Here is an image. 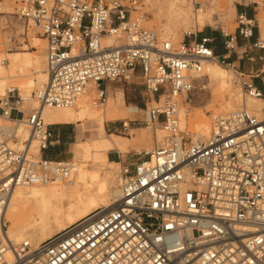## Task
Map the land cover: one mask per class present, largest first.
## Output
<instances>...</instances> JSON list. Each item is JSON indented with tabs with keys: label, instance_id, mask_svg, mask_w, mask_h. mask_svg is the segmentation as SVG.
<instances>
[{
	"label": "built area",
	"instance_id": "obj_1",
	"mask_svg": "<svg viewBox=\"0 0 264 264\" xmlns=\"http://www.w3.org/2000/svg\"><path fill=\"white\" fill-rule=\"evenodd\" d=\"M139 1L18 0L13 16L22 35L45 41L48 79L37 109L24 108L18 90L0 98V114L10 127L29 130L20 139L0 125V264H264V117L244 108L213 114L203 138L182 128L178 116L179 99L192 101L204 88V64L213 60L237 73L246 97L264 99V58L263 69L247 80L218 53L221 45L225 53L238 54L239 39L248 49L264 50L260 4L235 0L236 31L222 29L221 41L199 31L175 44L160 41L133 18ZM178 1L199 14L215 0ZM132 79L141 81L149 99L146 124L163 129L164 143L121 167V196L111 205L37 246L14 243L4 211L15 188L66 179L75 170L71 162L45 155L54 143L41 108L75 107L92 85L93 103L102 107L109 83ZM15 111L19 118L12 117Z\"/></svg>",
	"mask_w": 264,
	"mask_h": 264
},
{
	"label": "bare ground",
	"instance_id": "obj_2",
	"mask_svg": "<svg viewBox=\"0 0 264 264\" xmlns=\"http://www.w3.org/2000/svg\"><path fill=\"white\" fill-rule=\"evenodd\" d=\"M166 1L169 17H179L187 22L193 21L197 29L207 24H217L215 13L226 9V5L215 0L202 13L192 14L191 9L178 0ZM255 1L260 4L259 11L264 10L263 0ZM138 4L136 10L133 11L134 13L138 10ZM231 7L234 9L235 4ZM0 13L14 14V12L6 11H0ZM257 18L260 23L261 37L264 38V12H258ZM138 20L141 22L140 18ZM192 32L194 31H187L186 34H193ZM175 36L176 33L174 32L170 35L166 33L163 38L177 44L174 41ZM33 42V51L25 47L22 51L12 53L7 50L0 51V98H4L12 90H18L24 99L23 107L31 108L29 101H33L32 107L37 109L40 105L36 97L47 82L48 72L46 56L39 53L40 49L44 48L42 43L45 41L35 36ZM106 43L109 44L110 41ZM13 44L15 43L13 42ZM204 74L209 77L211 85L215 88L213 99L204 106L195 108L194 112L190 114L184 107L178 109L182 128L188 123L189 126H192H190L192 131L203 138H208L211 132V121L208 116L210 109L222 113L244 108L261 118L264 117V99L246 97L242 87L239 88L234 85V73L224 68L221 62L218 60L206 62ZM38 86L40 88L34 95L33 93ZM90 97L91 95L87 93L75 107L71 108H41L42 119L46 125L48 123L44 111L49 109H55L50 118L54 122H80L89 119L96 120L99 124L96 133L94 132L92 137L88 139V145L78 144L71 150L74 160L69 162L74 165L75 170L68 178H56L48 183H34L15 188L4 211L5 223H10L8 234L14 243L29 241L33 246H37L68 226L87 217L96 209L111 205L121 196L119 183L121 181V162L119 159L110 160L109 153L129 152L137 143L141 149L150 151L156 143L152 140L151 132L148 129L143 133L140 132L141 130H131L132 134H136L132 138L116 134L108 136L105 131L106 120L133 117V113L123 100H119L117 106L111 111L113 104L108 108L105 107V109L96 107L93 102V104L90 103L92 101ZM216 101H218L217 104L214 103ZM4 119L11 123L9 119L0 114V122ZM0 125L6 131L11 128V132H14L20 139H26L29 136V130L23 125L14 127V129L9 125ZM155 129L159 134L158 137L162 140L164 137L163 129L157 126ZM161 132L162 134H160ZM36 144V142L31 143V153L38 159L40 158V151L39 147L34 149Z\"/></svg>",
	"mask_w": 264,
	"mask_h": 264
},
{
	"label": "rangeland",
	"instance_id": "obj_3",
	"mask_svg": "<svg viewBox=\"0 0 264 264\" xmlns=\"http://www.w3.org/2000/svg\"><path fill=\"white\" fill-rule=\"evenodd\" d=\"M221 3H223L224 5H226V9L224 11H219L215 13V22L217 24L215 25H210L207 24L206 26H201L199 27V29H197L194 26L193 21H184L181 20V18L177 17V18H172L169 17L168 14V3L166 0H140L139 4H138V10L136 11V13H133V18L135 19H141L142 25L144 27H146L147 29L153 30L157 33L158 38L160 39V41H165L166 38H163V35H165L167 33V35H170L171 33H176V38L174 39V41L179 44L180 42H182V40L184 39L186 32L187 31H194L192 33H197L199 31H201L203 34H207V35H213L215 37H218V39L221 41V30L223 29L226 32L232 33L234 34L237 28V22H236V9L234 7V9L231 7L235 0H219ZM18 0H0V11H6V12H14L15 8H17V3ZM219 2V3H220ZM264 12L263 9H261L259 12L261 13ZM143 17V18H142ZM7 25V26H6ZM11 29H9L10 27ZM5 29V30H3ZM15 33H12V30ZM2 30V31H1ZM23 33V26L20 22H18L16 19H13V15L8 14V13H0V51L2 50H7L8 52H18V51H22L23 48H27L30 51H33L34 49L32 48L34 46V42H33V38L35 37V35L29 37L28 39L25 38V36L22 35ZM12 34H14L12 36ZM202 34H199V36H201ZM11 36V37H10ZM14 37V38H13ZM38 37V36H37ZM10 39H12V42L10 41ZM10 41V42H8ZM13 42L15 44H13ZM9 44V45H8ZM42 46H44V48H42V50L40 49L39 53L43 54L45 56V43H42ZM12 47V49L10 48ZM252 51L257 52L256 48H251ZM37 51V50H36ZM222 48L221 45L218 48V52H221ZM243 50H241L240 48L238 49L239 53H242ZM248 51H251L250 49ZM224 68L231 70L233 74V81H234V85L241 88V84L240 81L237 77V73L226 67L225 65H222ZM202 86H204V88H202V90L198 91L195 93L194 98L192 99V101H187L184 102L183 100L179 99L178 101V106L179 109L184 107L187 111L188 114L193 113L195 108H198L200 106H204L205 104L209 103L212 99H213V91H215V88L211 85V82L209 80V77L206 76L202 79ZM240 84V85H239ZM239 85V86H238ZM40 86H38V88L34 91V95H36V93L38 92ZM109 95L114 94L115 92H119V90H122V92L125 95V100L128 106H132L133 104H135L134 102H136V106L134 107L136 108V110H146L145 107H143V101H142V96H141V81L139 79H132L130 83L121 81V82H115V83H111L109 86ZM93 90V91H92ZM93 93H92V92ZM91 91L89 92V94L91 95V104H93V100L95 98H97L96 95V86L92 85L91 86ZM111 97H114V95ZM89 98V99H90ZM109 103V104H108ZM107 106H102L100 108L105 109L108 108V106L112 105V102L108 101ZM215 104L218 103V101L214 102ZM155 103H152L151 105H149V107L153 106ZM29 106L32 107L33 106V101H29ZM133 107V106H132ZM33 108V107H32ZM53 110L55 111V109H49L48 112H53ZM59 110V109H56ZM219 111H215L214 109H210L208 110V116L209 119L211 121V116L213 115V113H217ZM142 115H143V120H140L139 122H137V125H131V127H129L127 130L122 129V127H119V123L118 121L116 122H107L106 123V131L111 133H117L120 135H123V137H132L131 135H129V132L131 129L134 128H142L140 129V132H144L146 129H148L151 132V138L154 142V146L152 147V149L156 146H160L163 142L164 139L166 137V133H163V142L161 140V138L158 137V133L156 131L155 128H150L149 126H147L146 123H144L145 121V112L141 111ZM21 116L20 113L18 112H13L12 117L13 118H19ZM83 123V127L87 128L85 130L82 129V131H85L84 134H82V138L86 139L89 138L90 136V131H91V135L96 131L98 128V122L95 120H89V119H85L84 121H82ZM0 124H4V125H12L11 123H9L8 121H6L5 119L3 121L0 122ZM191 126V125H190ZM189 126L188 123H186V127L190 130H193L191 127ZM157 127H160L157 125ZM115 128H118V131L115 132ZM67 130L70 131L71 133V137L74 140V142L77 140L79 134H80V130L81 128L75 125H70V126H66ZM139 131V130H138ZM106 132V133H107ZM114 133L108 134L107 135H112ZM162 134V132L160 133ZM134 136V135H133ZM157 136V137H156ZM159 140L160 143H159ZM162 142V143H161ZM89 144V141H84L82 143V146H86ZM158 144V145H157ZM34 149H38V146L36 144V146L34 145ZM151 149V150H152ZM67 150H69L68 146L63 147L62 150L55 152V158L58 160H62L65 159L67 161H72V159L74 160V157L72 155H69V153L67 152ZM132 150H136V151H144L143 149H141L139 143H137L136 145H134L132 147ZM128 154H126L122 160H134L135 159V154L137 153L136 151H132ZM147 151V150H145ZM126 153V152H123ZM109 158L110 160H117V155L113 152H111L109 154ZM120 176H121V169H120ZM121 178V177H120ZM121 183V182H119ZM7 227L8 229L10 228V223H7Z\"/></svg>",
	"mask_w": 264,
	"mask_h": 264
},
{
	"label": "crops",
	"instance_id": "obj_4",
	"mask_svg": "<svg viewBox=\"0 0 264 264\" xmlns=\"http://www.w3.org/2000/svg\"><path fill=\"white\" fill-rule=\"evenodd\" d=\"M250 14V12H249ZM257 37V34L255 35L254 39H252V42L255 41V38ZM241 49L243 50L242 53H230V54H227L225 53L224 51H221V52H218L220 55H225L228 59L229 62H232L235 64L236 66V70L239 71V72H242L245 74V79H249V76H250V73L252 72H255L257 70H262L263 69V63L262 61L259 59V57H262L264 58V50H259V49H256L257 52H254L252 51V49H250L251 51H248V46L239 39L238 41V49ZM252 58V60H251ZM262 77H264V75H261ZM121 82V81H119ZM255 82L260 85V79H257L255 80ZM115 83V82H113ZM111 83L108 84V88L110 86ZM142 87V90H141V96H142V101H143V107H145L146 110H136V108L134 107H137L135 104L136 102H134L135 104H133L132 106H128L127 103H126V100H125V95L124 93L122 92V90H119V92H115L114 94H111L112 96L114 95V97H111V95L108 96V101H111L112 102V107L110 110L112 111L114 109L115 106H117L119 100H123L126 104V106L128 108H130V110L132 111L131 113H133V117L131 116H128L127 118H124V119H115V120H106L105 121V131H106V123L107 122H120L119 123V127H122V129L124 130H127L129 127H131V125H137V122H139L140 120H143V115L141 113V111H144L145 112V121L144 123H146L149 119V113H148V110H147V107H146V104H148V97L145 93V90ZM110 89V88H109ZM154 102V101H153ZM32 108V107H31ZM52 113L53 112H48V110H45L44 111V116H45V119L48 123V125H51V130L53 132V147H51L47 152H45V155L48 156V158L52 159V160H56V158L54 157L56 154L55 152L57 151H60L62 150L63 147H66L68 146L69 150H67V152L69 153V155H72V152L71 150L73 149L74 146H77L78 144H82L84 141H87L88 139H90L92 137L91 135V131H90V136L89 138H86V139H83L82 138V134L85 133V131H82L87 129V128H84L83 126V123L82 121L80 122H65V121H62V122H54L52 120H50L51 116H52ZM70 125H75V126H78L81 128V132L77 138V140L74 142V140L72 139L71 137V133L69 130L65 129L66 126H70ZM142 128H134V129H131L132 131L136 130H140ZM130 130L129 132V135H131L132 131ZM118 131V128H115V132ZM107 132V131H106ZM108 134H111V133H114V132H107ZM116 135H119V136H123V135H120V134H117V133H114ZM136 134H132L131 136L134 137ZM125 137V136H124ZM130 137V138H132ZM129 138V137H127ZM132 151H136V150H132ZM145 151V150H144ZM131 151L129 152H126V153H116V152H113L117 155V159L120 160L121 162V167H126V166H131L135 163H137L141 157H139L138 151H136L137 153L135 154V159L134 160H122V158L130 153ZM111 153V152H110ZM109 153V154H110ZM133 167V166H132Z\"/></svg>",
	"mask_w": 264,
	"mask_h": 264
}]
</instances>
